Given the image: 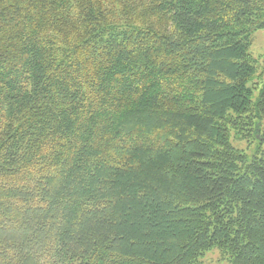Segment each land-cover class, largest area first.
Segmentation results:
<instances>
[{"label": "trees", "instance_id": "obj_1", "mask_svg": "<svg viewBox=\"0 0 264 264\" xmlns=\"http://www.w3.org/2000/svg\"><path fill=\"white\" fill-rule=\"evenodd\" d=\"M261 29L264 0H0V264H264Z\"/></svg>", "mask_w": 264, "mask_h": 264}, {"label": "rangeland", "instance_id": "obj_2", "mask_svg": "<svg viewBox=\"0 0 264 264\" xmlns=\"http://www.w3.org/2000/svg\"><path fill=\"white\" fill-rule=\"evenodd\" d=\"M250 51L256 60L258 65V72L261 73V69L264 65V30H258L255 33L253 43L251 45ZM262 125H264V117L261 119ZM232 143L243 150L246 154L252 156L257 152L258 141L252 137H247L244 139H237L235 134L232 136ZM264 150V146H263ZM202 264H228L225 259H221L220 251L217 249H212L208 251L204 256L200 258Z\"/></svg>", "mask_w": 264, "mask_h": 264}]
</instances>
